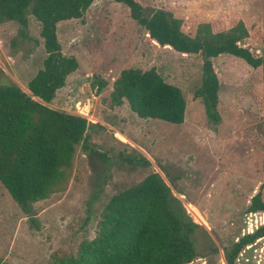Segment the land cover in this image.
Masks as SVG:
<instances>
[{"label":"rangeland","instance_id":"1","mask_svg":"<svg viewBox=\"0 0 264 264\" xmlns=\"http://www.w3.org/2000/svg\"><path fill=\"white\" fill-rule=\"evenodd\" d=\"M137 1L145 15L152 5L171 12L188 35L196 27L234 31L264 58V0ZM29 19L26 38L17 34L15 22L0 23V84L14 83L26 94V82L45 56L38 23ZM55 32L62 54L73 56L77 68L44 104L84 117L89 123L84 145L104 157L75 146L65 178L30 204L33 222L0 184V264H48L53 257L74 255L82 240L94 236L108 199L151 172L199 225L194 234L197 255L185 264H226L224 251L230 244L263 222V212L247 210L264 183L262 66L251 68L229 54L213 59L220 78L219 120L213 124L193 95L200 84V61L145 44L146 30L130 18L125 4L93 0L81 19L57 22ZM142 66L154 67L181 90V123L140 118L125 100L111 103L119 71ZM96 80L104 83L99 92ZM128 156L143 157L147 164L129 163ZM260 193L264 201V186ZM233 264H264V238L245 245Z\"/></svg>","mask_w":264,"mask_h":264},{"label":"trees","instance_id":"2","mask_svg":"<svg viewBox=\"0 0 264 264\" xmlns=\"http://www.w3.org/2000/svg\"><path fill=\"white\" fill-rule=\"evenodd\" d=\"M93 0H0V23L17 24V34L27 37L29 16L38 23V36L45 56L41 67L26 82L29 94L14 83L0 84V184L10 198L33 222L30 204L45 198L65 178L75 146L104 157V153L84 145L88 122L84 117L46 106L65 77L77 68L73 56L60 50L57 22L81 19ZM128 7L129 16L146 30L145 44L178 56H192L201 64L199 97L207 120H219L216 109L220 78L213 59L229 54L251 68L262 66L260 51L241 43L231 32H210L196 27L192 35L181 29L180 19L152 5L145 15L137 0H110ZM203 32L201 33V31ZM95 91L104 86L96 80ZM140 118L179 124L185 100L181 90L166 81L156 69H121L112 82L110 101ZM129 163L146 165L143 157H125ZM99 186L103 175H99ZM250 198L247 210L263 212V222L241 235L224 251L226 264H233L238 252L254 240L264 238V201L260 187ZM199 225L191 220L168 186L155 172L138 183L113 194L102 208L94 236L82 240L74 255L53 257L48 264H185L196 255L194 234ZM213 249V247L211 246Z\"/></svg>","mask_w":264,"mask_h":264},{"label":"crops","instance_id":"3","mask_svg":"<svg viewBox=\"0 0 264 264\" xmlns=\"http://www.w3.org/2000/svg\"><path fill=\"white\" fill-rule=\"evenodd\" d=\"M7 22H11V21H7Z\"/></svg>","mask_w":264,"mask_h":264}]
</instances>
